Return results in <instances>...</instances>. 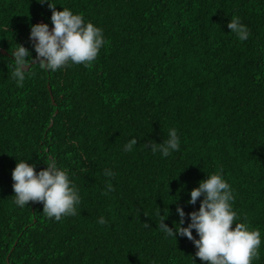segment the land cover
Returning a JSON list of instances; mask_svg holds the SVG:
<instances>
[{"label": "trees", "instance_id": "16d2710c", "mask_svg": "<svg viewBox=\"0 0 264 264\" xmlns=\"http://www.w3.org/2000/svg\"><path fill=\"white\" fill-rule=\"evenodd\" d=\"M53 3L100 27L107 43L91 67L33 64L17 87L10 52L22 44L36 56L30 25L51 30V9L0 0V264H206L187 237L160 231V213L173 227L178 204L187 226L200 203H187L190 190L218 171L238 222L261 231L252 264H264V0ZM233 16L248 40L228 29ZM170 128L178 152L165 158L146 147L163 143ZM133 137V150L123 151ZM49 156L81 197L76 214L60 221L41 202L14 203L16 162L39 171Z\"/></svg>", "mask_w": 264, "mask_h": 264}, {"label": "clouds", "instance_id": "9594fccd", "mask_svg": "<svg viewBox=\"0 0 264 264\" xmlns=\"http://www.w3.org/2000/svg\"><path fill=\"white\" fill-rule=\"evenodd\" d=\"M37 2L47 3L51 9L53 27L50 30L48 24L42 22L30 25L29 39L36 53L34 58L22 44H16L15 49L10 52L14 57L9 61L12 68L11 79L17 87L24 86L33 64L50 72L70 64L91 67L101 48L107 43L103 30L92 22H86L82 14L74 13L66 7L57 10V4L53 0ZM227 27L239 41L249 39V29L239 16H233ZM136 143L137 138H131L124 145L123 151L131 152ZM180 143L177 130L170 128L168 138L163 143L158 146L148 144L146 147H151L154 154L158 151L166 158L180 150ZM44 163L46 167L36 171L34 164L23 159L16 162L11 172L14 203L23 208L30 201L41 202L43 214L55 221L75 215L77 206L81 203L77 185L70 180L66 170L58 167L54 157L49 156ZM113 175L110 169L104 171L106 177ZM111 188V184H107L109 191ZM198 199L199 208L187 214V226H182L185 212L178 204L176 212L179 220L173 227L164 223L167 215L160 213V231L175 239L177 235L187 237L196 248L195 256L206 264H252L254 259L260 258L261 231L249 227L245 222H238V214L233 209L234 193L222 171L207 174L206 179L200 180L198 186L190 190L187 203L194 205ZM98 223L104 225L107 220L100 217ZM193 229L198 238L193 236Z\"/></svg>", "mask_w": 264, "mask_h": 264}, {"label": "water", "instance_id": "95a60500", "mask_svg": "<svg viewBox=\"0 0 264 264\" xmlns=\"http://www.w3.org/2000/svg\"><path fill=\"white\" fill-rule=\"evenodd\" d=\"M1 52H2L3 54H7V51L4 50V49H1ZM49 88H50V87H49ZM51 97H52V100L54 101V98H53V96H52V93H51Z\"/></svg>", "mask_w": 264, "mask_h": 264}]
</instances>
